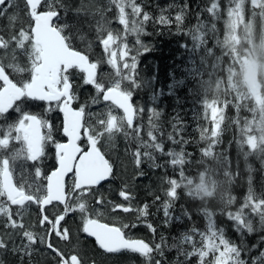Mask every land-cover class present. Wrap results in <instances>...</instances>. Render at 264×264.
<instances>
[{
	"label": "trees",
	"instance_id": "16d2710c",
	"mask_svg": "<svg viewBox=\"0 0 264 264\" xmlns=\"http://www.w3.org/2000/svg\"><path fill=\"white\" fill-rule=\"evenodd\" d=\"M107 1L111 10L109 0H51L57 11L71 17L73 32L87 36L90 46L95 42L93 29L100 26L99 19L108 20L104 9ZM154 1L161 7L151 13L147 11L149 0H135L142 13L152 15L155 24L165 26V33H155L153 54L147 55L146 62L144 53L140 56L142 61L136 65V84L148 82L151 87L133 92L142 108L155 114L151 122L143 117L139 119L138 115L135 125L126 131L127 136H110L106 147H101L113 172L109 180L93 193L97 198L103 194L104 203L97 204L96 198L91 204L102 209L105 207V213L112 214L97 216L100 221L119 227L127 224L126 235L142 239L153 248L160 244L161 250L154 251L151 259L127 250L106 253L80 232L81 222L77 224L75 213H71L72 218H67L70 239L57 241L54 238L50 243L65 257L77 255L83 264H157V261L159 264H202L198 255L189 254L194 247L208 251L205 242L210 238L215 247L204 258L203 264H264L261 109L241 74L227 61L230 60L227 37L221 33L216 20L214 26L205 0ZM223 1L231 5L235 0ZM248 1L243 7L251 15L252 10L246 4ZM48 2L43 1L40 11L47 10ZM16 4L18 7L11 8L7 4L4 9H8V13L0 16V35H7L8 39L14 32L18 33V26L25 29L29 26L24 0H16ZM93 4L91 11L99 14L89 12L91 16L86 17L81 13L89 11ZM177 6L178 12L174 11ZM13 14H17V19L10 21ZM161 17L167 23L160 22ZM253 23L255 28L259 27L254 20ZM171 25L174 28H170ZM147 26L146 21L142 28L143 41L147 39ZM197 26L201 28L195 32L199 38L194 33ZM239 37L240 44H245L242 33ZM240 44L236 49H244ZM16 55L19 57L13 60L10 47V52L4 56L7 64L15 62L21 66L20 60L27 56L20 55V51ZM0 62H3L1 56ZM209 78L215 79L216 86L211 94L205 95L212 89V86H205ZM260 94L264 96V82ZM208 99L220 109L215 132L210 125H204L200 112L203 102ZM136 127L142 128L139 139L134 131ZM149 131L160 144V151L141 146V141L144 144L150 141ZM250 139H253V145L248 142ZM137 150L141 153L150 151L148 157H142L139 167L135 162ZM172 180L176 182L175 195L168 197ZM122 189L132 196L130 206L133 211L127 214L109 210L121 199L119 191ZM165 202L171 206L169 217L164 215ZM145 205L147 214L140 216L139 209ZM32 212L25 214L23 224L26 230L35 233L37 242L26 252L13 250L27 243L22 239V230L5 227L7 218L0 217V239L7 242V247L0 249V264L60 263L59 256L46 248L44 240L41 242L43 234L34 227L40 217ZM188 236L192 240L186 242ZM220 240L233 249L227 259H217L224 251Z\"/></svg>",
	"mask_w": 264,
	"mask_h": 264
},
{
	"label": "snow or ice",
	"instance_id": "6c2138e0",
	"mask_svg": "<svg viewBox=\"0 0 264 264\" xmlns=\"http://www.w3.org/2000/svg\"><path fill=\"white\" fill-rule=\"evenodd\" d=\"M6 2L9 8L18 7L16 0H0V5H5ZM24 3L29 18L28 28L22 27L9 39L0 36V49L8 50L11 47L13 60L19 50L27 56L30 65L22 68L15 62L9 64L0 62V117H4L10 110L19 114L14 122L0 125V216L7 218L5 227L22 230V239L27 241L18 248L14 247L13 250L26 252L37 242L35 233L26 230L24 224L18 223L15 218L20 217L22 220L28 207L36 205L43 217L39 223L50 225L51 230L62 240H69L71 232L63 227L61 222L69 213L79 212L83 232L89 237H94L97 245L105 252L119 253L127 250L151 259L154 251L161 250L160 244H156L153 248L142 239L128 237L124 231L129 227L127 224L118 227L100 222L98 218L93 217L86 199V196H92L94 190L98 189L103 181L108 180L113 172L112 165L98 147L100 137L104 133L95 132L94 129L85 126L83 106L79 109L72 107L76 100L72 83L75 70L84 74L85 84L93 85L97 92L104 91L103 85L96 80L97 64L90 62L87 55L74 47L70 36L65 34L69 25L59 22L61 16L51 0L47 3V10L41 11H38V8L43 0H24ZM113 3L119 10V23L125 26L126 32H136L138 26L142 29L144 22L149 20V16L142 13L141 7H138L134 0H113ZM126 7L131 8L132 19L125 12ZM7 11L8 9L0 11V16L6 15ZM141 15L142 20L135 19ZM9 19L15 21L17 14L11 15ZM160 22L167 23L163 17ZM115 39L109 32L107 39L102 41L105 50L115 43ZM130 51L125 45L120 53V59L127 57ZM109 62L115 67L114 60ZM124 68L129 70V74L122 79L131 80L132 71L136 68L134 55L131 56V63H125ZM8 69L16 73H27V78L14 80L10 77ZM104 100L112 101L124 112L122 118L109 112L108 119L100 121L104 132L111 136L114 132L122 131L124 121L129 128L133 127V106L129 103L130 96L120 90L119 80L107 89ZM28 101L44 102L46 105L44 114L23 110L21 104ZM55 110L63 114L62 132L67 138V143L59 142L54 138L53 125L47 119V113ZM134 131L138 133L137 139H139L142 128L136 127ZM82 133L87 138V149L80 144ZM125 135L127 136L128 133ZM148 136L150 141L147 144L141 141V146L160 151L161 146L155 141L154 134L149 131ZM49 147L54 149L55 167L49 174H45L44 166ZM149 154L150 151L141 153L137 150L135 153L137 167L140 166L142 157L146 158ZM172 163L176 164L178 161ZM69 175H71V185L68 184ZM175 183V180H172V188L167 192L168 197L175 195ZM119 196L125 201L132 199L131 193L123 189L119 191ZM73 199L77 201L75 206L70 203ZM95 202L103 204V194ZM49 205L53 209L51 217L47 214L46 206ZM57 205H63L62 211L56 210ZM170 207L168 202L163 205L166 217H169ZM113 209H122L126 213L133 211L130 206L122 204H113ZM146 210L147 205L139 209L140 216H145ZM148 227L152 228L151 225ZM43 239L41 236V242ZM191 240V236L186 237V242ZM220 244L224 245V251L217 259L221 257L227 259L233 249L223 240H220ZM47 246L60 256V264H83L77 255L73 254L65 258L64 254L51 243ZM6 247L7 242L0 239V249ZM205 247L208 251L194 247L189 255H198L203 264L204 258L214 249L215 244L209 238L205 242Z\"/></svg>",
	"mask_w": 264,
	"mask_h": 264
},
{
	"label": "rangeland",
	"instance_id": "374dc122",
	"mask_svg": "<svg viewBox=\"0 0 264 264\" xmlns=\"http://www.w3.org/2000/svg\"><path fill=\"white\" fill-rule=\"evenodd\" d=\"M109 1L111 2V4L114 5V8L118 10L116 5L113 3V0H109ZM247 1L248 0H235L234 3L229 5L226 1L223 0L222 1L205 0L207 4L206 8L210 7V13H211V18L213 20V24L214 21L216 20L218 22V27L220 28L221 33H223L227 37L228 49H229L228 51L230 52V60L227 59V61L238 71V73L241 74V78L243 79L244 84L246 85L247 89L252 92L254 100L256 101L258 107L261 109V115L263 119L260 122L261 124H259V126L262 127V134H263L262 139L264 141V96H261L260 94L261 83L264 82V0H249L248 3H246L249 6V8L252 10L251 15H248L243 7L244 2ZM93 8H94V4L89 6L88 8L89 11H84L81 13L86 17L91 16V13L99 14L96 11L95 12L91 11ZM127 8L130 7L125 8L126 13H127L126 10H128ZM104 9H105V13L111 12V10L109 9L108 1ZM254 10L256 11L255 13ZM107 17L108 20H105V22L101 20V22L98 24V25L102 24L101 25L102 27L100 26L99 28L100 30L98 31L99 34L98 38H100L101 41L99 42L98 45L99 49L93 53L92 51L88 50V53H92L90 55L91 57L97 58L99 56L104 59V62L101 64L103 69L102 73H104V75H107L108 77H111L113 79L112 81L114 82L119 80L120 88L124 91V93L134 98L139 119L143 117L145 119H149V121L151 122L152 121L151 117L155 113L147 108H142L141 101L139 100V98H137V95H135L133 92V89L135 90L137 89L138 90L137 92H142L144 90L149 89L151 87L149 83L138 82L136 84V81L134 79L136 68L132 71L131 80L122 79L123 76L129 74V70H127L128 72L127 74H124L123 72L124 70H126L124 68V64L127 63V59L130 56V52L133 51L132 53L135 56L136 55L135 52L143 49L145 46L144 44L145 42H143V40H141L139 37V36H143V30L140 29L138 26V30L136 32H126V30L124 29L125 28L124 25L116 24L119 23V16L115 18H112L110 16ZM130 17H132L131 14ZM139 19H141V17ZM253 20L259 24L258 28L254 27ZM117 27H122V28H117ZM116 28L120 31V33L116 32L118 31ZM199 30H201V28L197 26V29L194 31V33L195 32L198 33ZM109 32H111L116 39H115V43L111 44L108 50H105V47H103L102 49V45H103L102 41L104 39H107ZM196 33H195L196 38H199V36H197ZM240 33H242V37L244 39L245 44H240L241 43V39L239 37ZM120 41H122L123 43H120ZM239 44L244 49H236L239 47ZM125 45H127V47H130L128 49H130L131 51L129 52V55L127 57H125L124 59H120V53L122 50H124ZM113 53H115V55H113ZM110 60L115 61V67L113 66L112 63L109 62ZM122 61L124 62L123 64ZM213 72H214L213 70L210 71V76L212 75ZM261 80L263 82H261ZM215 84H216L215 79L209 78L208 83L205 86L206 87L212 86V89L210 92H206L205 95L212 93L213 88L216 86ZM92 94L94 96H97L98 94L97 90L93 91ZM200 112L203 114L202 119L204 121V125L207 126L210 125V127H212L213 131L215 132L220 117V109L217 108V104L212 100L209 99L205 100L203 102L202 110H200ZM17 118L18 116L16 117V119ZM123 127L125 128L129 126L124 124ZM119 136L122 137L125 136V134L117 133L116 137ZM248 142L251 145H253L254 143L253 139H250ZM94 196H95L94 194L92 196H86L88 197L86 199L88 201L90 210L92 211L93 217L94 218L97 216L106 217L107 215H112L109 212L105 213L106 211L104 210L105 207L104 209H102L99 207H94V205L91 204V201L97 198ZM70 203H72L73 206H75L77 201L74 200V203L70 201ZM74 213L77 224L80 225V222L82 224L81 214L79 212H74ZM109 218H111V216H109Z\"/></svg>",
	"mask_w": 264,
	"mask_h": 264
},
{
	"label": "flooded vegetation",
	"instance_id": "af4514ba",
	"mask_svg": "<svg viewBox=\"0 0 264 264\" xmlns=\"http://www.w3.org/2000/svg\"><path fill=\"white\" fill-rule=\"evenodd\" d=\"M149 1H150V3L147 7L148 12L154 13L156 10L158 11L160 9L161 6L159 5V3H155L154 0H149ZM6 6H7V4L3 8H1L0 11H3ZM178 7L179 6H177L176 10H174V11L178 12ZM127 9L129 11V13L127 12V14L130 16L131 9L130 8H127ZM59 14L61 16V20L59 22L61 24L66 23L69 25V28H67L65 30V34L70 36L72 43L77 50L81 51L83 54L88 56V50L94 51V49H96V51H97L99 49L96 46V41L90 46L88 39H87V36H83L82 34L79 35V34H76L73 32V28L70 26L71 17L69 15L67 16V14H61V13H59ZM4 16H2V17H4ZM148 16H149V20L147 21V25H148L146 28L147 39H145V43H144L145 46L143 49L135 52L136 55L134 56V60H135V63L137 65L140 64V62L142 61L140 56H142L144 53L147 57L146 62L149 59V57L147 55L153 54V49L155 48L154 43H153V39L156 38L155 33L159 32L161 35H164V33H165V30H164L165 26L160 25V24H158V25L155 24V20L153 19V16L152 15H148ZM99 20L101 22V20H103L102 17ZM103 21L105 22V20H103ZM116 24L121 25L120 23H116ZM100 26H97L93 29L94 33L100 28ZM17 28H18V30H20L21 26H18ZM117 28H122V27H117ZM170 28H174L173 25H171ZM118 33H120L119 30H118ZM5 36L7 37V35H5ZM177 37H178V35H177ZM90 47H91V49H90ZM128 48H130V47H128ZM179 48H182V47L180 46ZM102 49H103V47H102ZM132 52H130V56L127 59V63L131 61V56H133ZM5 55L6 54H4L2 56L4 61H6V59L4 57ZM89 60H90V62L97 64L96 80L98 83H102L103 81H101V79H100L101 73L103 72L101 64L103 63L104 59L98 56L96 58V61H94V59H89ZM6 63H7V61H6ZM8 73H9V75H13L15 78L17 77L18 79H16V80L27 78V76L24 74L9 72V71H8ZM72 83H73L74 94L76 95V100L73 102L72 107L74 109H79L82 106L84 107V109H85V121H89L92 119V115H91L92 111L95 110L96 113H98L99 110L103 107V105L108 104V103H105L101 100V94H102L101 91L99 92L100 95L98 98L92 94V92L95 91L96 88L93 85L85 84L84 83V74L80 73L78 70H75L73 72ZM111 86L112 85H108V87H111ZM90 102L93 103L91 106H89ZM21 107L25 111H30V112H34V113H38V114H44L46 105L44 102L28 101L24 104H21ZM119 114H120V116H122L120 112H119ZM18 115L19 114L16 113L15 111L10 110V112L8 114H6L4 117H0V125H5L6 123L14 122ZM47 119L53 125L54 138L59 142L67 143V138L63 135V132H62L63 115L58 110H55V111L47 113ZM91 125L94 126L95 122H91ZM85 126L89 127L87 124H85ZM89 128H91V127H89ZM96 132H100L98 128H97ZM80 144L82 147L87 149V138L83 136V133H82V138L80 140ZM98 147L100 148L99 143H98ZM100 150H101V148H100ZM54 167H55V153H54V149L52 147H49L48 157L46 158V164L44 166L45 174H49L51 172V170L54 169ZM18 171H19V169H18ZM71 183H72L71 175H69L68 184L71 185ZM126 202L127 201L123 200V198L121 199V203H126ZM46 208L48 209L47 214L51 217L53 214L52 206L49 205ZM62 209H63L62 206L57 205V209H56L57 211H62ZM30 210H33L32 213L35 212V214L40 217L37 220L34 227L37 230H39L41 234H43L45 236V239L47 238V236L49 234L50 241H51V239H54V238L56 240L58 239L57 241H62V239L60 237L56 236L55 233L51 230L50 225H41L39 223L40 219H42L43 217L40 213V209L36 205H30L28 207V210L25 212V214H28V212H30ZM25 214H24V217H25ZM70 216H71V213H69V215L65 218V220L61 222L63 227L65 226L64 223L66 220H67L66 225H68V219L72 218ZM24 217L22 219L23 222H24Z\"/></svg>",
	"mask_w": 264,
	"mask_h": 264
},
{
	"label": "water",
	"instance_id": "95a60500",
	"mask_svg": "<svg viewBox=\"0 0 264 264\" xmlns=\"http://www.w3.org/2000/svg\"><path fill=\"white\" fill-rule=\"evenodd\" d=\"M2 5H0V7H1ZM104 94H105V92H104ZM104 94H103V99H104ZM110 101V100H109ZM111 103H112V101H110ZM129 103L131 104V102L129 101ZM113 104V103H112ZM113 105H115V104H113ZM116 106V105H115ZM118 109H120L118 106H116ZM122 112H123V110L122 109H120ZM123 114H124V112H123ZM134 115H135V113H134V108H133V119H134ZM104 182V181H103ZM102 182V183H103ZM101 183V184H102ZM47 207V206H46ZM117 211H123L122 209H116ZM86 234V233H85ZM87 235V234H86ZM88 236V235H87ZM89 237V236H88ZM90 238H92L94 241H95V239H94V237H90ZM96 242V241H95ZM97 244V243H96ZM99 247V246H98ZM103 250V249H102Z\"/></svg>",
	"mask_w": 264,
	"mask_h": 264
},
{
	"label": "bare ground",
	"instance_id": "6f19581e",
	"mask_svg": "<svg viewBox=\"0 0 264 264\" xmlns=\"http://www.w3.org/2000/svg\"><path fill=\"white\" fill-rule=\"evenodd\" d=\"M146 59H147V57H146ZM145 61H146V60H145ZM145 61H144V62H145Z\"/></svg>",
	"mask_w": 264,
	"mask_h": 264
}]
</instances>
